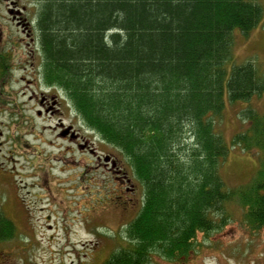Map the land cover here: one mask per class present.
<instances>
[{
  "label": "trees",
  "instance_id": "trees-1",
  "mask_svg": "<svg viewBox=\"0 0 264 264\" xmlns=\"http://www.w3.org/2000/svg\"><path fill=\"white\" fill-rule=\"evenodd\" d=\"M45 84L61 88L87 127L119 149L144 189L128 224V247L102 264H159L190 257L198 234L223 230L238 199L253 230L264 227V110L232 144L259 165L229 190L221 165L229 145L217 132L231 103L264 96V75L233 62L235 32L264 18L252 0H38ZM16 227L0 209V244Z\"/></svg>",
  "mask_w": 264,
  "mask_h": 264
},
{
  "label": "rangeland",
  "instance_id": "rangeland-1",
  "mask_svg": "<svg viewBox=\"0 0 264 264\" xmlns=\"http://www.w3.org/2000/svg\"><path fill=\"white\" fill-rule=\"evenodd\" d=\"M18 1L27 8L34 31L31 49L37 50L33 59L25 46L29 40L16 28L3 27L5 39L13 36L17 41L14 65H27L29 73L31 64L35 69L32 76L25 74L34 82L32 88H25L22 72L16 71L0 89V209L16 227L15 237L0 244V264H102L114 251L128 247L126 228L142 208L144 189L121 151L87 127L61 88L45 84L38 0ZM252 1L264 8V0ZM232 57L228 68L252 62L264 75V18L247 36L235 32ZM48 92L60 101V111L46 113L38 106L40 93ZM225 102L216 128L230 152L220 171L227 188L239 190L255 175L259 157L232 140L246 127L240 112L247 107L263 111L264 96L231 103L226 94ZM70 126L91 149L64 139ZM106 156L116 165L105 162ZM227 213L230 222L223 230L198 234L190 257L158 263L264 264V227L249 226L238 199L227 205Z\"/></svg>",
  "mask_w": 264,
  "mask_h": 264
},
{
  "label": "flooded vegetation",
  "instance_id": "flooded-vegetation-1",
  "mask_svg": "<svg viewBox=\"0 0 264 264\" xmlns=\"http://www.w3.org/2000/svg\"><path fill=\"white\" fill-rule=\"evenodd\" d=\"M3 3L6 6L3 7ZM26 12L27 8L19 5L18 0H0V89L6 88L9 85L10 78L13 77L16 71L22 72L20 78L21 82L27 85L25 86V88L30 89L34 85V82L32 80H28V77L26 75L30 74L32 76L34 74L35 68L31 64L29 73L27 65L19 68L14 65V62L18 60L17 41L13 39V36L7 38L6 40L5 37L7 36V33L3 29L4 26L5 29L9 27L16 28V32H21L27 38V40H29V43H25V46L31 49L32 44L30 42H34V31L32 23L25 16ZM25 40L22 38V41ZM36 50V48H33L28 52V55L33 59H35ZM32 97L33 92L31 98ZM60 105L61 103L54 93H40V97L38 98V106H40V108L43 109L46 113H53L54 110L60 111ZM68 129L71 130L69 131L68 135L64 137V139L70 140L71 142L76 144L79 149L85 148L87 146L91 149V146L87 144V140L84 139L82 135L73 128V126H70ZM104 160L107 163L110 160V163H114L116 165L115 160L113 162L111 157L106 156Z\"/></svg>",
  "mask_w": 264,
  "mask_h": 264
}]
</instances>
